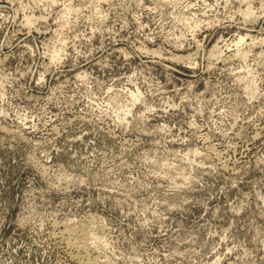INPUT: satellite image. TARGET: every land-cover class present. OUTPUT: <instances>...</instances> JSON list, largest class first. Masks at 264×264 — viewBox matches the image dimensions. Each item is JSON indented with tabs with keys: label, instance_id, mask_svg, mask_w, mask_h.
<instances>
[{
	"label": "rangeland",
	"instance_id": "1",
	"mask_svg": "<svg viewBox=\"0 0 264 264\" xmlns=\"http://www.w3.org/2000/svg\"><path fill=\"white\" fill-rule=\"evenodd\" d=\"M40 2L0 0V264H264V0Z\"/></svg>",
	"mask_w": 264,
	"mask_h": 264
},
{
	"label": "clouds",
	"instance_id": "2",
	"mask_svg": "<svg viewBox=\"0 0 264 264\" xmlns=\"http://www.w3.org/2000/svg\"><path fill=\"white\" fill-rule=\"evenodd\" d=\"M61 3H62V0H41L40 3H37L35 5V7L42 8L44 12L47 13V16L42 15L41 17H39V19L46 20L48 18H51L53 16L52 9L59 7ZM229 5H230V0H228V2L225 3L223 6L227 8L229 7ZM69 6H70L69 4H64L63 8L67 9L69 8ZM220 6H221L220 0H217V3L214 5H208L206 3V0L204 3H201V0H196V3L187 2V0H183V2H180V3H177V0H157L154 6L148 11L156 12L159 15L160 20L158 23L160 24L161 30H162L164 24L174 22L177 20V10L178 9H183V11L187 12L193 8H204L205 11L203 15H208L209 9L219 8ZM25 7L26 5L21 4V8H25ZM84 7H91V6L85 5ZM168 9H171L172 11L168 12L167 11ZM76 11H80V9H76ZM258 11L260 12V15L264 16V7H262V9ZM179 15H183V13L181 12L179 13ZM66 16H67V12H64L60 18L63 19ZM192 16L194 17L195 13H193ZM54 22H58V21H54Z\"/></svg>",
	"mask_w": 264,
	"mask_h": 264
},
{
	"label": "bare ground",
	"instance_id": "3",
	"mask_svg": "<svg viewBox=\"0 0 264 264\" xmlns=\"http://www.w3.org/2000/svg\"><path fill=\"white\" fill-rule=\"evenodd\" d=\"M247 14H248V15L251 14L250 10H248ZM242 41H243V39L241 38V39H240V42H242ZM213 53H214V52H213ZM63 232H64V231H63ZM67 235H68V234H67ZM62 238H63V237H62ZM63 239H65V238H63ZM61 240H62V239H61ZM65 240H66V239H65ZM71 246H72V244H71ZM68 247H69V246H68Z\"/></svg>",
	"mask_w": 264,
	"mask_h": 264
}]
</instances>
